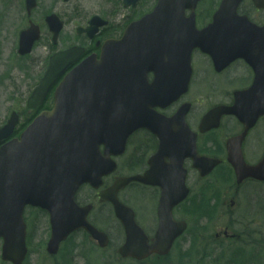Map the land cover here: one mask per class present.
Returning a JSON list of instances; mask_svg holds the SVG:
<instances>
[{
    "label": "rangeland",
    "instance_id": "rangeland-1",
    "mask_svg": "<svg viewBox=\"0 0 264 264\" xmlns=\"http://www.w3.org/2000/svg\"><path fill=\"white\" fill-rule=\"evenodd\" d=\"M41 6L40 9L34 11L33 19L35 21H40L43 15H48L53 11L61 13L65 16L66 21L68 22V26L64 31V36L62 39V44L75 40L74 34L72 32L75 23H83L86 20V17L100 13L106 17L110 14L115 15L118 12V8H112L113 0H70L66 2L65 0H40ZM217 0H207L205 9L212 8L214 3ZM80 3V9L76 13L77 15H81L82 18L78 19L74 15H65L64 14V5H68L70 3ZM25 1L24 0H0V127L5 123L8 117L11 115V111L17 109L18 107L23 109L24 99L26 95L29 93L30 89L33 87L35 81L39 80L41 75V69L44 59L47 57L46 55L51 52L54 48L52 44H50L49 39L46 37L42 42H39L40 50L42 51V55L36 56L34 53L31 58L22 59L18 58L14 55L16 50V45L19 41V32L24 24L28 25V17L25 12ZM120 18V16H119ZM38 47V48H39ZM6 53V55H5ZM200 60V59H199ZM204 63L202 61L196 62V68L203 67ZM28 76L31 78L28 79ZM235 87L241 86L239 83L242 78H234L233 79ZM215 82V81H214ZM213 82V83H214ZM217 85H219L220 89L216 91L215 89L207 92L206 91L210 84L207 83L203 87L201 83L193 84V93L198 94L201 91V97L203 96L204 102L203 104L210 103L211 101H216V103H220L222 101H228V98L224 95H221L219 98H216L219 93L224 92L223 86H226V81L222 78L217 81ZM193 100H197L200 98L191 97ZM18 106V107H17ZM204 108H206L204 106ZM22 110L21 112H24ZM264 123V122H263ZM225 129H228L226 127ZM237 129L235 128L234 131ZM254 141L257 146L253 143L250 144V147L245 152V156H248L252 159L253 162L257 161L260 155L264 152V124L256 131L254 134ZM220 137L219 135H216ZM259 152L260 155H259ZM132 173L131 168H127L126 164L123 167V173ZM216 174L211 179H207L206 182H199L197 180H193V198L195 200L193 203L200 197V194L204 195V190H208L207 186H211V188L215 189V200L217 202H212V206L216 205L215 215L209 214L208 219L197 218L192 215H185L187 213L185 209L188 205L184 206L182 210L179 212L180 215L186 216L188 219L192 221L190 226L192 227L190 233L187 238L179 245H177L176 249L173 252L172 259H170L171 264H182L180 263L179 256H182L184 252H187L188 260L185 259L184 264H215L216 258L215 255L221 250L218 246L209 247L206 246L210 244L213 240V234L220 230V227H225L230 225L234 230H244L246 232H253V228L264 232V210L261 209V205H263L261 198H264V189H257L258 192L251 200L250 204L246 205V201H244V195H239L237 200L235 199V205L232 206V202L230 200V195L233 192L229 187L231 180L223 179L222 181L217 180ZM233 182V181H232ZM257 186V185H255ZM140 189L133 188L131 192H134L133 195L135 198L132 200L133 206L137 209L139 221L145 227H150L154 224L155 221V213H156V205L155 198L150 195H146L143 192L137 191ZM252 188L246 191L248 195L251 192ZM127 195V191L122 193V199L129 204H131L130 195ZM210 202V201H209ZM108 208L106 207L105 210ZM231 212L232 217L224 218V212ZM255 213H249V212ZM108 212V210H107ZM101 213V212H99ZM249 213V214H248ZM107 218L110 219V222H103L99 219V215H96L97 224L106 229V227H110L114 225V219L110 213L106 214ZM29 222V244L30 245V256L28 257L25 264H70L69 258L67 257L68 250H74L78 245L73 241L72 245H64L61 254L56 258H50L46 252L47 241L50 236L48 221L44 218V216L30 212L28 217ZM220 226V227H219ZM118 232V231H117ZM197 232L201 236L204 237V242L199 239H196L195 242L191 243L190 241L194 237V233ZM113 240L118 242V233L115 234L114 230ZM258 235V234H255ZM252 239V240H250ZM247 241L249 244L255 245L258 243L261 245L262 242H256L253 238H241L239 240L232 239L230 242L225 243L226 248L224 250H230L228 254L236 249H239V242ZM86 248L84 251L85 256V264H131L130 262H120V258L116 254V246L112 245V248L107 250V252H97L90 246L89 243L86 242ZM206 248H205V247ZM227 253V252H226ZM90 256H89V255ZM258 260L260 264H263L264 260V250H261L260 253L257 254ZM49 258V259H47ZM74 259V258H72ZM77 258L74 260L76 261ZM79 263H83L81 260H77ZM118 261V262H117ZM0 264H2L1 256H0ZM75 264H78L75 262ZM144 264H162L159 261L152 260L148 261Z\"/></svg>",
    "mask_w": 264,
    "mask_h": 264
},
{
    "label": "water",
    "instance_id": "water-1",
    "mask_svg": "<svg viewBox=\"0 0 264 264\" xmlns=\"http://www.w3.org/2000/svg\"><path fill=\"white\" fill-rule=\"evenodd\" d=\"M175 14H178L179 7L173 8ZM163 11V9H156V12ZM173 12V13H174ZM186 50L190 51L186 48ZM58 60H66V55L58 56ZM186 70L190 68V61L186 62ZM53 67L47 72L44 76V80L34 91L33 96L30 98V106L36 107L44 100V97L49 87L53 82L58 78L57 76L60 73H56L61 69L59 61H55L52 65ZM163 67V66H162ZM93 65H88L84 68H81L75 72H70L66 75L65 81L57 87L56 92V105L52 116H49V113L41 115L38 121L43 120L44 124H36L35 127L29 129L26 133L25 138H22V142L18 143L17 140L10 142L9 146L0 154V237L4 236L6 243L4 244L3 256L4 259H11L16 264H20L25 258L27 252L25 237H26V223L23 219V209L24 206L28 203L47 208L52 212V222H53V237L51 239L50 251H56L57 245L60 241L67 237L73 229L78 227H86L88 230L95 232V229L88 223L86 215L89 211V208H78L75 204L73 198L74 193L78 189L79 185L82 182L91 181L92 184L98 186L101 184L99 177L104 175V173L110 172L114 169L115 164L109 163L108 160L102 159L97 152L98 144H93V155L98 166L92 171L91 174H87L82 178L76 177V181L73 182L67 192H62L60 195H51L47 196L42 190L38 192H32L30 190H14L15 185V176H23V167L20 165L24 162H29L37 166V162L41 160L40 153L44 152L47 155L52 156L53 158H59L60 154L73 153L74 148L62 141L61 134L57 136H52L47 129L46 119L48 117H59L63 121H70L78 128H83L92 139L99 136V130L94 125L96 122L92 121L85 117L82 114L81 109L76 107H67L64 103L71 97L77 96L80 93L86 92L91 86L94 85L95 78L97 76L98 70L93 69ZM63 70V69H62ZM160 70V69H159ZM61 71V70H60ZM161 75L165 74V70L160 73ZM191 74V71L188 73V78ZM187 78V80H188ZM185 80L183 83L177 84L176 87L172 88V93H177L182 89L187 87L188 82ZM167 84V83H166ZM165 84V85H166ZM161 86L163 84H156ZM158 93L161 96H164L162 92L158 89ZM83 98H86L84 96ZM239 106L244 102L240 100ZM76 104H84L82 101H78ZM75 104V105H76ZM222 111H227L225 107H218L209 113L208 119H214L219 116ZM16 120H10L8 125L0 131V140L8 136L9 133L13 130ZM210 123V122H209ZM209 123L203 122L205 128H209L212 125ZM124 123L118 122L113 125V131H102L104 134L111 136L107 141L108 144H111L115 140V144H119V138L121 137V132L124 130ZM105 140V139H104ZM94 141V140H93ZM99 143H102L101 140L95 139ZM235 166L243 174L242 177L245 178L248 175L264 179V160L258 164L257 167L249 168L244 164L242 157L236 156ZM37 171L35 176H37ZM157 183L164 185L165 190L170 191L172 188L171 182L169 180L170 175L177 172V167L174 165L171 172L167 171L165 168H159L157 171ZM4 176V177H3ZM69 174L65 176V179L68 181L71 180ZM140 179V176L135 178H126L121 179L116 182L114 190H119L121 187H125L127 183L134 179ZM184 189L179 190V195L183 194ZM110 192L107 193V196ZM185 194L179 196L178 199L174 202H178ZM110 200L115 204L117 209V215L122 219L126 231H127V243L120 250L125 255H133L141 253L144 239L140 234L141 229L137 228L135 223V218L133 217V211L128 207L123 206L117 199L116 192L111 196L109 195ZM145 255V254H144Z\"/></svg>",
    "mask_w": 264,
    "mask_h": 264
},
{
    "label": "flooded vegetation",
    "instance_id": "flooded-vegetation-1",
    "mask_svg": "<svg viewBox=\"0 0 264 264\" xmlns=\"http://www.w3.org/2000/svg\"><path fill=\"white\" fill-rule=\"evenodd\" d=\"M113 1H115V0H113ZM116 3H117V8H120L121 10H125L127 12V16L124 17L119 12L116 16L111 17V20H113V23H111V20H109L108 19L109 17H107V20L110 21L109 26L107 28H103L100 30L99 38H101V39H98L96 41L95 46L86 47L88 52L92 53L93 51H95L97 49V47H98L97 43H99L98 41H104L111 36H117L118 37L120 35V33L123 31L122 29L124 28V26L127 24L126 23L125 25H123L125 20H128L130 23V21H132L133 18L140 17L141 13L140 14H134V13H138L141 11L147 12V8L152 7V5L154 6L157 3V0H138L135 4H133V3L129 4V6H127V7L124 4V0H117ZM119 16H120V18H119ZM255 234H258V236H260V237L264 236V233L261 232L260 230L254 231L253 234L251 232L242 231L241 233L237 234V238L251 237ZM215 236H216V238H219L220 235L218 233H216ZM250 240H252V239H250Z\"/></svg>",
    "mask_w": 264,
    "mask_h": 264
}]
</instances>
